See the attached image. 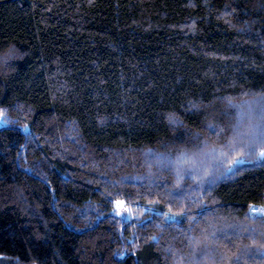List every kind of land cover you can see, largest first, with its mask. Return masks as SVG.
<instances>
[{"label": "trees", "instance_id": "16d2710c", "mask_svg": "<svg viewBox=\"0 0 264 264\" xmlns=\"http://www.w3.org/2000/svg\"><path fill=\"white\" fill-rule=\"evenodd\" d=\"M260 96L264 0H0V264H193L264 201V158L220 155ZM205 149L203 179L155 159ZM228 236L203 264H264Z\"/></svg>", "mask_w": 264, "mask_h": 264}, {"label": "snow or ice", "instance_id": "6c2138e0", "mask_svg": "<svg viewBox=\"0 0 264 264\" xmlns=\"http://www.w3.org/2000/svg\"><path fill=\"white\" fill-rule=\"evenodd\" d=\"M228 105L229 107L237 108L238 116L235 123L231 125V136L226 142L227 152L221 151L220 155L227 157L229 152L237 154V158L228 161L229 167L225 169L227 172H232L236 165L244 162L239 157H246L250 160L264 158V96L253 97L247 106L234 104L232 99L229 98ZM170 119L174 120V117H170ZM208 129L217 136L225 132V129L219 124H209ZM196 137L199 139V134H196ZM212 151H215V149H212ZM208 154L207 149L199 153L181 152L179 156L172 159L157 153L155 154V159L161 169L173 167L178 179L182 178L184 165L190 166L193 171L202 170L203 176L200 178L203 179L212 174L210 167L206 163ZM223 174L219 173V175ZM212 183H215V179ZM114 204L118 211H132L131 208L127 207L125 201L116 200ZM249 215L251 222L246 225L242 222L230 223L224 218L215 220L208 217V228L203 230L205 233L204 240L201 242L200 247L195 250V255L192 258L193 264H203V261L209 258L215 260L217 255L221 262L226 261L228 257L225 252L221 251L224 246L220 241L221 237L225 240L229 239V230H232L236 236L242 235L245 231L253 235L257 233L264 235V207L253 208ZM257 216L261 220L259 224L256 223ZM169 219L174 221L175 217L169 216ZM261 249H264V245L261 246ZM245 251H248V249H245Z\"/></svg>", "mask_w": 264, "mask_h": 264}, {"label": "built area", "instance_id": "2783aa9c", "mask_svg": "<svg viewBox=\"0 0 264 264\" xmlns=\"http://www.w3.org/2000/svg\"><path fill=\"white\" fill-rule=\"evenodd\" d=\"M264 195V194H263ZM261 207H264V201L262 204H257V205H251V209H250V212L252 211L253 208H256V209H259Z\"/></svg>", "mask_w": 264, "mask_h": 264}, {"label": "rangeland", "instance_id": "374dc122", "mask_svg": "<svg viewBox=\"0 0 264 264\" xmlns=\"http://www.w3.org/2000/svg\"><path fill=\"white\" fill-rule=\"evenodd\" d=\"M2 124V122H0V125ZM119 213L124 216L125 218H127V216L129 215V212L127 210L124 211H119Z\"/></svg>", "mask_w": 264, "mask_h": 264}]
</instances>
